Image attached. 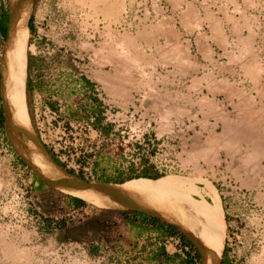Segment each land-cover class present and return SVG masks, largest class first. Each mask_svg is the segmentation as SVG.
<instances>
[{
  "label": "rangeland",
  "instance_id": "374dc122",
  "mask_svg": "<svg viewBox=\"0 0 264 264\" xmlns=\"http://www.w3.org/2000/svg\"><path fill=\"white\" fill-rule=\"evenodd\" d=\"M155 1L31 0L25 56H40V106L35 119L24 94L26 116L46 150L82 179L174 178L192 182L195 199L216 195L219 264H264V0ZM7 28L8 19L0 56ZM1 112L0 216L10 196L16 215L0 220V264H79L57 248L56 223L43 240L36 233L31 185L40 178L12 148ZM73 219L66 210L62 225Z\"/></svg>",
  "mask_w": 264,
  "mask_h": 264
},
{
  "label": "bare ground",
  "instance_id": "6f19581e",
  "mask_svg": "<svg viewBox=\"0 0 264 264\" xmlns=\"http://www.w3.org/2000/svg\"><path fill=\"white\" fill-rule=\"evenodd\" d=\"M9 1L10 17L0 56V92L4 131L14 151L38 177L53 187L100 206L137 209L156 216L187 235L198 249L203 264H219L224 226L216 195L212 202L195 199L191 194L198 190L193 183L174 178L136 177L122 182H88L68 173L52 158L26 116L25 43L31 0Z\"/></svg>",
  "mask_w": 264,
  "mask_h": 264
},
{
  "label": "crops",
  "instance_id": "0c3cea01",
  "mask_svg": "<svg viewBox=\"0 0 264 264\" xmlns=\"http://www.w3.org/2000/svg\"><path fill=\"white\" fill-rule=\"evenodd\" d=\"M153 2L157 4L155 0ZM9 17V7L5 0H0V37ZM39 58L36 53L29 52L25 75L26 105L35 119V110L40 106L35 103L39 96V68L36 64ZM1 110L0 100V132ZM13 165L21 167L17 161ZM32 187L40 204L35 214L39 223L36 233L43 240L50 234L49 222L56 223L52 234L55 235L57 248L73 252L79 264H197L198 249L178 228L167 222L136 210L107 206L92 208L77 196L63 195L58 198L50 193V187L41 180H35ZM49 199H53L54 205L60 207L55 208V215L50 214L47 207ZM66 210L73 213L74 219L70 224L62 225V215ZM31 213L33 215L32 210ZM49 216H53V219H49ZM0 220L7 221L3 217ZM41 253L47 254L46 251Z\"/></svg>",
  "mask_w": 264,
  "mask_h": 264
},
{
  "label": "built area",
  "instance_id": "2783aa9c",
  "mask_svg": "<svg viewBox=\"0 0 264 264\" xmlns=\"http://www.w3.org/2000/svg\"><path fill=\"white\" fill-rule=\"evenodd\" d=\"M44 110L46 111L47 109L44 108ZM15 199L13 197H6L5 198V206L8 207L6 211H2L1 216L3 218H6V220L9 222V224L11 223V220L14 219L16 213H15V203L16 201H14ZM31 198H25L22 202V210H23V216L25 221L28 220V225H30V223H32V218L33 215L31 213V203H30ZM87 263H92V262H87Z\"/></svg>",
  "mask_w": 264,
  "mask_h": 264
},
{
  "label": "trees",
  "instance_id": "16d2710c",
  "mask_svg": "<svg viewBox=\"0 0 264 264\" xmlns=\"http://www.w3.org/2000/svg\"><path fill=\"white\" fill-rule=\"evenodd\" d=\"M29 27L31 28V23H30V22H29ZM1 120H2V117H1ZM49 153L51 154L52 158H53L58 164H60L61 166H64V164L61 163L59 160H57V159L55 158V156H54L51 152H49ZM131 169H132V168H131ZM67 171H68L69 173H72L71 170H68V169H67ZM130 172H131V171H130ZM143 175H144V176L149 175V173H148V169H144V173H143ZM133 176H134V175H132V173H129L125 179H130V178H132ZM135 176H136V175H135ZM134 178H135V177H134ZM147 178H148V177H147ZM157 178H158V177H157ZM98 180H100V181H115V182H119V181H123L124 179H120V178H119V175H118V177H115V178H110V177H108V178H102V177H99ZM75 199L80 200V201L83 202V200H81V199H79V198H75ZM170 226H171V225H170ZM196 256H198V253L196 254Z\"/></svg>",
  "mask_w": 264,
  "mask_h": 264
},
{
  "label": "water",
  "instance_id": "95a60500",
  "mask_svg": "<svg viewBox=\"0 0 264 264\" xmlns=\"http://www.w3.org/2000/svg\"><path fill=\"white\" fill-rule=\"evenodd\" d=\"M3 116H4V113H3ZM21 157V156H20ZM22 158V157H21ZM23 159V158H22ZM24 160V159H23ZM25 161V160H24ZM68 172V171H67ZM35 173V172H34ZM69 173V172H68ZM70 174H72V173H70ZM36 175V174H35ZM74 175H76V174H74ZM37 176V175H36ZM77 176V175H76ZM38 177V176H37ZM79 177V176H78ZM38 178H40V177H38ZM80 178V177H79ZM82 179V178H81ZM40 180L41 181H43V182H45L46 184H48V185H50V186H52L53 187V185H51L50 183H48L47 181H45V180H43L42 178H40ZM83 180H85V179H83ZM85 181H87V180H85ZM88 182H91V181H88ZM95 182V181H94ZM100 183H107V182H100ZM56 188V187H55ZM58 189V188H57ZM75 196V195H74ZM78 197V196H77ZM81 198V197H80ZM83 199V198H82ZM130 210H136V211H140V212H144V211H141V210H137V209H130ZM144 213H146V212H144ZM146 214H148V213H146ZM149 215V214H148ZM151 216H153V215H151ZM153 217H156V216H153ZM156 218H158V217H156ZM159 219V218H158ZM161 220V219H160ZM183 233V232H182ZM184 235H186L185 233H183ZM187 236V235H186ZM201 264H203V262L201 261Z\"/></svg>",
  "mask_w": 264,
  "mask_h": 264
},
{
  "label": "flooded vegetation",
  "instance_id": "af4514ba",
  "mask_svg": "<svg viewBox=\"0 0 264 264\" xmlns=\"http://www.w3.org/2000/svg\"><path fill=\"white\" fill-rule=\"evenodd\" d=\"M9 7H10V1H9ZM5 132V131H4Z\"/></svg>",
  "mask_w": 264,
  "mask_h": 264
}]
</instances>
